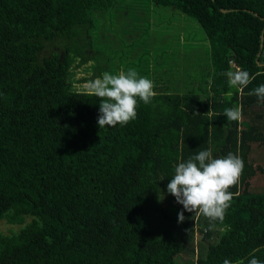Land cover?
Masks as SVG:
<instances>
[{"label":"trees","instance_id":"obj_1","mask_svg":"<svg viewBox=\"0 0 264 264\" xmlns=\"http://www.w3.org/2000/svg\"><path fill=\"white\" fill-rule=\"evenodd\" d=\"M151 1L201 27L206 81L191 92L156 83L135 120L100 129L99 99L76 87L129 70L116 43L124 28L130 49L139 3L0 0V222L12 227L0 231V264L264 261V189L252 185H264V167L249 159L252 145L264 146V101L248 94L264 84V0ZM147 22L143 32H163ZM172 47L185 49L180 38ZM81 67L89 75L75 79ZM235 67L254 77L243 92L223 75ZM239 105L242 118L228 120L225 110ZM208 149L239 155L244 168L225 219L205 231L207 218L184 212L178 223L181 205L155 201L170 195L179 162Z\"/></svg>","mask_w":264,"mask_h":264},{"label":"clouds","instance_id":"obj_2","mask_svg":"<svg viewBox=\"0 0 264 264\" xmlns=\"http://www.w3.org/2000/svg\"><path fill=\"white\" fill-rule=\"evenodd\" d=\"M223 75L227 77L230 87H237L241 92L254 79L248 71L239 67ZM154 87L152 80L139 76L134 69L115 75L105 72L102 77L87 82L88 94L100 101L98 127L125 126L135 120L139 102L150 104L157 95ZM248 94L264 101V84ZM224 115L230 121H239L242 118V105L226 109ZM243 168L244 163L239 155L230 152L225 157L213 158L211 149L199 151L186 161L179 162L166 189L182 206L178 223L184 222V212L207 218L210 224L205 231L211 230L212 222H223L234 195H237L229 189L239 184ZM223 264H231V261L224 259ZM236 264H244V261L239 260ZM247 264H264V261L252 255Z\"/></svg>","mask_w":264,"mask_h":264},{"label":"rangeland","instance_id":"obj_3","mask_svg":"<svg viewBox=\"0 0 264 264\" xmlns=\"http://www.w3.org/2000/svg\"><path fill=\"white\" fill-rule=\"evenodd\" d=\"M135 1L139 3L138 10L141 13L134 21L140 24L142 28L136 29L137 32L134 34L133 32L129 34L134 35L135 38L128 40V43H132L129 46L130 49L137 51L138 55L136 57L130 58L128 55L130 49L126 50L128 48L126 41H121L127 35L125 32L126 29L122 28V26H127V23H130L128 20L132 18V15L123 17V20L118 23V27L122 28V30H119L118 42L116 43L117 56L120 59L123 56L125 57L123 67L127 64L129 69L136 70L138 75L142 77L145 76L140 74L151 73L152 76L155 75V79L160 86L169 84L170 90H173L175 87L177 89L184 87L183 89L185 91L191 92L195 89L194 85L198 81L205 79L203 74L207 69L208 42L203 30L197 22L186 14L174 11L170 8L152 6L151 0ZM124 10L126 9L122 11ZM128 10L133 11L135 9L129 8ZM148 19H150L151 22L155 21V24L160 26H158L157 29H162L161 31L163 32H156L153 27H151L150 32H143V29L148 26ZM123 31L125 34H122ZM179 35L185 38V54L183 56H172L168 52L163 53L162 50L170 49L171 46L178 43ZM188 48L190 51H188ZM154 50H156V55ZM121 53H123V55H121ZM115 62L118 63V61ZM83 68L84 67L79 68L78 72L75 73V79L81 76L87 77L89 75V73H85L84 70L82 71ZM156 71L158 72L156 73ZM86 84L87 83L75 87L76 89L83 88L87 90ZM249 159L252 160L255 165L263 168L264 146L259 144L252 145L249 152ZM252 185H254V191L264 189V185L259 179L254 181ZM251 190H253V187L250 188V191ZM155 203L159 208L168 209L170 205L174 206L176 201L172 195L158 194ZM11 228L12 227L5 222H0V231L7 233ZM199 238L200 235L196 233L195 243L199 241Z\"/></svg>","mask_w":264,"mask_h":264},{"label":"crops","instance_id":"obj_4","mask_svg":"<svg viewBox=\"0 0 264 264\" xmlns=\"http://www.w3.org/2000/svg\"><path fill=\"white\" fill-rule=\"evenodd\" d=\"M179 38H180V41H181V43L183 44V45H185V38L184 37H182V36H180L179 35ZM171 50V51H170ZM168 52H170V53H172V54H176V55H179V56H183L184 54H185V49L184 48H177V47H172V49H170ZM180 52H182V53H180ZM189 51V50H188ZM158 71H156V73H157ZM155 73V74H156ZM149 74V79L150 80H152L153 82H154V85H156V83H158L157 82V80L155 79V75H153L152 76V74L151 73H148ZM209 79V78H208ZM205 81H206V79H204ZM195 86H196V84H195ZM184 87H181L180 89L182 90V91H185L184 89H183ZM197 88V87H196ZM185 92H187V91H185Z\"/></svg>","mask_w":264,"mask_h":264},{"label":"built area","instance_id":"obj_5","mask_svg":"<svg viewBox=\"0 0 264 264\" xmlns=\"http://www.w3.org/2000/svg\"><path fill=\"white\" fill-rule=\"evenodd\" d=\"M230 64H232V62H230ZM233 65V64H232Z\"/></svg>","mask_w":264,"mask_h":264}]
</instances>
